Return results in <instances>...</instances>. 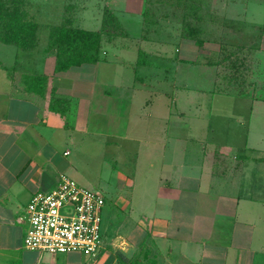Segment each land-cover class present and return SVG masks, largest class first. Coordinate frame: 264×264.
I'll return each mask as SVG.
<instances>
[{
  "label": "crops",
  "instance_id": "crops-1",
  "mask_svg": "<svg viewBox=\"0 0 264 264\" xmlns=\"http://www.w3.org/2000/svg\"><path fill=\"white\" fill-rule=\"evenodd\" d=\"M26 4L36 46L0 40V264H264V97L214 90L210 39L158 43L142 16L132 32L111 5L122 31L102 32L95 60L58 71L51 28L100 31L106 10ZM200 49L208 87L196 92ZM63 173L109 201L112 238L95 258L24 246L19 216Z\"/></svg>",
  "mask_w": 264,
  "mask_h": 264
},
{
  "label": "rangeland",
  "instance_id": "rangeland-1",
  "mask_svg": "<svg viewBox=\"0 0 264 264\" xmlns=\"http://www.w3.org/2000/svg\"><path fill=\"white\" fill-rule=\"evenodd\" d=\"M110 1L65 0V3L67 2L68 10L76 13L77 17L82 13L89 16L91 12H110L112 6L120 13L126 27L132 28V32L139 28L137 17L142 16L146 22L143 32L145 37L156 38L158 43L170 42L173 36L184 33V23L191 18V23H196L200 28L201 38L210 39L213 42L212 48H215L210 57L211 64L214 65V90L237 94L252 91L256 98L264 97V52L258 45L264 36V23H261V20L264 21V0H196L194 5H183V0H180V3L178 0V4L177 0H112V4ZM35 10L36 8L25 4V11L32 18H35L34 14L38 16L34 13ZM40 12L39 16L42 13ZM191 12H195L196 16ZM52 15L47 14L45 19L48 20ZM184 15H187V20ZM113 31L121 32L122 29L120 31V28L115 26ZM196 53L198 56L193 63L195 78L192 85L196 92H203L208 87L200 77L206 51L200 49ZM181 74L186 75V71L183 74L179 69L177 89L175 84L171 87V84L167 83L169 80L165 78L161 88L165 92L183 89L181 82L185 83L183 85L187 82L182 81ZM104 198L101 210L102 246H105V242L109 245L112 238V232H105L104 228L106 218L109 220L106 210L110 205L107 198Z\"/></svg>",
  "mask_w": 264,
  "mask_h": 264
},
{
  "label": "built area",
  "instance_id": "built-area-1",
  "mask_svg": "<svg viewBox=\"0 0 264 264\" xmlns=\"http://www.w3.org/2000/svg\"><path fill=\"white\" fill-rule=\"evenodd\" d=\"M104 196L60 174L56 185L35 192L18 221H26L24 246L53 254L79 252L96 257L103 248Z\"/></svg>",
  "mask_w": 264,
  "mask_h": 264
},
{
  "label": "trees",
  "instance_id": "trees-1",
  "mask_svg": "<svg viewBox=\"0 0 264 264\" xmlns=\"http://www.w3.org/2000/svg\"><path fill=\"white\" fill-rule=\"evenodd\" d=\"M183 1L181 3L183 5L185 3L194 5L196 0ZM25 4L26 0H0V40L14 44L23 51L33 49L36 46L38 28L36 19L29 16L25 11ZM191 13L196 16L195 12ZM186 17L187 15H184L185 20L188 19ZM191 20L189 18L184 23L182 35L202 44L205 39L201 38L200 28L196 23L192 24ZM113 24L118 26L116 18L111 12H106L100 31H89L67 23L52 27L48 48L55 56L56 70H65L73 65L95 60L100 49L101 34L106 29L113 31L115 27Z\"/></svg>",
  "mask_w": 264,
  "mask_h": 264
}]
</instances>
